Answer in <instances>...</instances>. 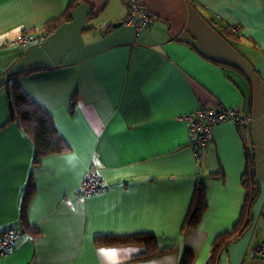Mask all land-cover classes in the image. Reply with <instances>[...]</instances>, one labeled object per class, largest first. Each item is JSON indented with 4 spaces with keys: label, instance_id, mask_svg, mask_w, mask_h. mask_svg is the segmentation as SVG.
Listing matches in <instances>:
<instances>
[{
    "label": "crops",
    "instance_id": "crops-1",
    "mask_svg": "<svg viewBox=\"0 0 264 264\" xmlns=\"http://www.w3.org/2000/svg\"><path fill=\"white\" fill-rule=\"evenodd\" d=\"M71 1L0 0V234L19 231L0 264H180L186 251L208 264L215 239L242 217L249 152L253 222L214 264H264L253 255L264 242V0H142L153 21L141 31L124 24L127 0H80L39 44L6 46ZM14 75L70 150L36 163L24 131L6 124ZM201 106L253 120L216 124L197 159L182 118ZM89 171L104 190L85 196ZM198 182L207 210L183 230ZM29 183L32 231L19 225ZM137 233L155 235L159 250L96 240Z\"/></svg>",
    "mask_w": 264,
    "mask_h": 264
},
{
    "label": "trees",
    "instance_id": "trees-1",
    "mask_svg": "<svg viewBox=\"0 0 264 264\" xmlns=\"http://www.w3.org/2000/svg\"><path fill=\"white\" fill-rule=\"evenodd\" d=\"M79 1L80 0H73L69 2L65 13L59 19L48 22L39 30H23L22 36L28 35L33 38V42L30 46L39 44L46 36L55 32L62 24L72 20V11ZM18 77L19 75H14L13 78H11V80L6 84V94L9 107V120L6 124H16L24 131L34 146L36 163L47 156L61 154L70 150L68 143L58 132L51 114L23 92L17 82ZM209 143H211V140ZM248 156V164L243 175V186L246 193L242 209V217L239 223H237L233 228V231L222 233L215 239L212 245L211 255L208 259V264H214L217 262L223 248L234 242L253 222L252 209L255 201L259 197L260 188L254 178V163L251 152L248 153ZM32 194V183H29L26 196L23 201L21 223L19 224L31 231L34 230V227L29 225L26 221V207ZM206 210L207 199L205 187L201 182H198L191 206L183 224V230L186 228L198 227ZM15 229L17 230V228ZM17 232L19 234L18 230ZM96 240L98 243L104 245H116L133 242L146 243L148 249L144 254L145 256H151L159 250L155 235L149 233H137L131 235H98L96 236ZM193 260V253L186 251L180 264H192Z\"/></svg>",
    "mask_w": 264,
    "mask_h": 264
},
{
    "label": "built area",
    "instance_id": "built-area-1",
    "mask_svg": "<svg viewBox=\"0 0 264 264\" xmlns=\"http://www.w3.org/2000/svg\"><path fill=\"white\" fill-rule=\"evenodd\" d=\"M141 1L127 0L128 12L124 20L125 25L135 27L139 31L153 21V17L142 6ZM236 30V28H232L233 32ZM32 42L33 38L30 36H19L6 42V46H30ZM182 119L187 123L191 147L195 156L199 159L211 140L212 129L216 124L231 122L239 127H247L253 117L243 115L234 108L216 109L201 106L195 112ZM103 190L104 183L100 175L89 171L81 186V193L89 196L100 193ZM17 234L18 232L15 228L7 229L0 234V256H6L13 251ZM253 255L264 260V242L255 245Z\"/></svg>",
    "mask_w": 264,
    "mask_h": 264
},
{
    "label": "water",
    "instance_id": "water-1",
    "mask_svg": "<svg viewBox=\"0 0 264 264\" xmlns=\"http://www.w3.org/2000/svg\"><path fill=\"white\" fill-rule=\"evenodd\" d=\"M121 25H123V23H117V24H114L113 26L116 28V27H119Z\"/></svg>",
    "mask_w": 264,
    "mask_h": 264
}]
</instances>
